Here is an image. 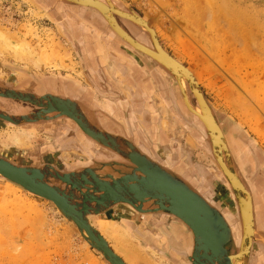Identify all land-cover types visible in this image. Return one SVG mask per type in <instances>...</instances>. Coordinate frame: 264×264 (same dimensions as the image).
<instances>
[{"label": "rangeland", "instance_id": "rangeland-1", "mask_svg": "<svg viewBox=\"0 0 264 264\" xmlns=\"http://www.w3.org/2000/svg\"><path fill=\"white\" fill-rule=\"evenodd\" d=\"M116 1L149 23L161 48L195 75L212 110L233 123L264 154V0ZM61 2L72 4L65 0H0V83L10 89L17 86L25 92L39 93L40 85L48 80H68L89 91L84 60L90 47L81 39L69 37L53 15L52 10L58 12L56 5ZM65 15L73 19L75 13L69 9ZM78 42L84 44L83 52ZM169 74L163 72L176 89ZM93 97L100 102L97 96ZM8 102L9 99L0 98V109L12 111L6 105ZM161 115L165 128L170 127L168 130L179 136L183 148L187 147L189 160L196 165L195 176L200 178L199 172L209 171L222 188L221 197L230 196L214 155L194 145L164 109ZM65 129L56 121L27 127L0 119V157L41 168L40 155L46 145ZM77 152V145L69 143L58 156L70 161ZM15 154L20 156L17 160ZM231 202L238 204L235 196ZM138 214V219H144L141 222L125 210H109L102 216H89V222L102 232L111 249L126 264H177L161 253L169 251L160 238L164 215L159 214L147 223L149 219ZM127 217L135 221L136 228L126 224ZM242 228L240 224V230L232 234L236 240L235 253ZM145 233L157 247L143 238ZM253 242L248 264H262L260 256L264 257V248ZM179 260L180 264H191L188 257ZM0 264L109 263L85 244L53 203L0 177Z\"/></svg>", "mask_w": 264, "mask_h": 264}, {"label": "flooded vegetation", "instance_id": "flooded-vegetation-1", "mask_svg": "<svg viewBox=\"0 0 264 264\" xmlns=\"http://www.w3.org/2000/svg\"><path fill=\"white\" fill-rule=\"evenodd\" d=\"M91 1L96 3L100 9L76 3L61 2L56 5L58 12L52 10L53 15L59 20L60 25L64 26L63 28L69 37H76L77 40L81 39V42L91 41L88 43L91 52L86 51L88 58L89 56L91 58L87 64L85 63V69H88L85 74L89 77L90 82L89 91L85 90V87L68 80L57 81L55 79V81L51 79L44 82L42 86L40 85L39 93H35L33 90L28 93L36 97L51 95L76 102L82 105L80 107L87 120L90 114L86 109L91 110L90 113L99 128L120 140L132 143L137 151L149 161L159 165L169 174L183 181L211 206H215L230 229L231 252L234 254L233 242L236 240L232 234L234 231L240 230L242 220L238 204L233 205L231 202L234 195L223 171L221 172L224 175L225 183L230 189V196H226L225 199L221 197L222 188L213 181L209 171L202 170V172H199V174H202L200 178L195 176L196 165L194 161L189 160L187 147L183 148L182 143L178 141L179 136L175 135L172 130H168L170 127L165 128V123L162 121L161 111L164 109L171 120L187 133L194 145H198L204 151L213 155L211 133L206 127L207 125L201 120L202 116L206 117L211 127V120L207 116V111H202L206 108L201 109L192 92L191 85L185 77L178 74L179 79L182 81L181 84L169 70L141 49L135 48L116 32L114 27L120 33L127 35L137 45L156 52L151 34L148 32V35L143 31L142 26L128 17L138 14L128 10L120 1ZM67 9L74 11L75 16H73V19L65 15V11L68 12ZM62 11L63 13H60ZM57 13L60 14L57 15ZM107 18L110 21L112 20L113 27ZM77 45L81 46L83 52L84 44L79 43ZM163 72L170 73V77L176 84V89L172 86L170 79L163 75ZM182 85L193 111L185 103ZM66 87L70 88L71 92L66 93ZM11 89L23 91L17 86ZM88 92L92 97L88 95ZM93 96H97L100 102L95 101ZM108 99L113 102L108 101ZM203 99L209 107L213 120L225 143L226 150H222L223 162L226 168L232 167L251 197L256 234V241L253 244H260L264 248V154L233 123L227 122L217 115L204 97ZM9 102L6 105H10L12 111L0 109L9 115H25L39 110L38 107L29 105V103L25 104L13 100H9ZM54 115L49 114L51 117ZM52 121L60 122L66 129L60 130L62 133L46 145L45 152L43 151L40 155L39 167L52 166L61 173L93 169L96 174H100L102 177L112 175L115 179L133 173L137 176L141 175L139 172L134 171L135 167L129 161L85 138L79 132L78 127L68 118L62 116ZM37 124H44V122L24 126L30 127ZM48 130L54 131H52V128ZM213 135L215 134L213 133ZM69 143L77 145L79 152L82 154H79L73 160L66 161L61 159L58 154ZM86 148L88 150H85ZM89 150L92 152H90V155L83 154ZM52 156H57V159L55 160ZM115 206L117 210H125L129 215L134 214L136 216L135 221L137 216H140L130 206L124 204ZM150 207L155 208L151 204H144L143 206L144 209ZM235 211L236 215H234ZM156 214L164 215L165 219L160 230V238L161 241H164L165 246L169 248V251H162L161 253L177 264L181 262L180 257L184 259L188 257L189 261L194 247V237H192L191 231L179 219L171 217L164 211ZM138 218V222L144 220ZM135 221L128 217L125 220L130 228H136ZM142 235L152 247H157L155 242H150L147 233ZM260 262L264 264V257L260 256Z\"/></svg>", "mask_w": 264, "mask_h": 264}, {"label": "water", "instance_id": "water-1", "mask_svg": "<svg viewBox=\"0 0 264 264\" xmlns=\"http://www.w3.org/2000/svg\"><path fill=\"white\" fill-rule=\"evenodd\" d=\"M65 1L81 5V2L78 0ZM84 6H91L99 9L96 7V5L91 3H86ZM128 17L151 34L155 43L156 52L137 45L127 35L120 33L114 27L116 32L128 40L129 43H131V45H133L135 48L141 49L143 52L154 58L159 64L169 70L178 79V81L181 82V84L182 81L179 79L178 74L185 77L190 83L192 92L199 102L201 109L205 107L206 111L208 112L209 119L211 120V127H206L210 131L213 139V155L220 169L223 171L227 182L231 186L240 209V217L243 228L242 234L239 237L240 242L239 244L237 243L238 245L236 244V253H231L230 229L223 216L215 206H211L203 197H201L194 190L190 189L183 181L175 178L159 165L149 161L147 158L144 157L142 162L132 160V158L127 155L129 151L126 148L125 150L120 148L122 146L119 145V141L125 143L124 140H119L101 128L94 127V124L88 125L89 123L87 122V127L93 131L88 132V129L86 130L83 128L80 124V120H78L82 119L80 105L70 100H68L72 105V110L70 113H60L59 111L55 110L54 113L56 114L51 117L46 112L47 109L41 101H45V99L48 98V102L52 98H56L55 100L60 101L61 99L58 97H52L51 95L36 97L35 95L28 92L10 89L0 83V98L29 103L39 108L38 111L30 112L25 115H9L0 110V119L13 125L20 126L24 124L37 123L44 120L50 121L62 116L67 117L78 126L85 137L95 141L104 149L118 153L121 158L130 161L135 166L140 165L143 167L144 169L142 170L145 171L141 172L143 173L142 175L146 176V178L147 176H150L147 169H152L158 174L160 173L166 184V187L160 186L161 190L167 191V184H171L173 187L175 186L174 188L176 192L180 191L179 196H176L174 193L170 194L169 196L166 194L165 196V202L173 206L174 210L171 206L162 207L161 202L158 200L161 199L160 197L147 194H141L142 198L138 199V203L151 204L154 205L155 208L150 207L147 209H142L141 205L139 208H133L135 207L134 203L130 202L129 198H132L133 196L135 197L136 194H133L132 191L134 189H138L139 184L142 185L145 183L144 180H138L139 178L131 179L133 176L127 177L129 179L124 178L125 176L119 177V180H115L112 175H105L103 177L98 176V178L97 174L96 176H90V169L70 173H61L52 166L46 165L41 168L19 166L0 157V177L17 186H20L25 191L33 195L53 203L57 209V212L77 230L78 235L84 240L85 244L97 250L109 264L126 263L111 249L110 245L103 238L100 232L90 224L89 216L101 215L105 210L113 207V205L117 203H123L127 206H130L135 211L142 214L165 211L184 221V223H186L194 233V249L192 250V255L189 258L191 264H248L251 246L255 235L251 197L232 167L230 166L229 169L226 168L223 162L222 150H226L225 143L221 137L217 125L213 120L210 109L207 107L203 99V95L197 84L195 75L161 48L157 42L153 29L144 18L138 15ZM108 19L109 18H107V20ZM108 21L113 27L114 24L112 20ZM156 54H163L164 57H167V59H163L162 56L160 59H158ZM173 68H177L179 72H176ZM182 91L185 103L191 109L185 95L184 86H182ZM196 114L198 115L197 112ZM199 117L201 118V116ZM212 131L215 135H213ZM116 140H118V144ZM127 143L128 144H125L124 147L131 145L129 148L132 150V152H137L141 155V153L137 151L132 143L129 141H127ZM108 182H111V184ZM119 183H124L122 184V186L125 188L124 192H115V190L112 188L115 185L121 186ZM149 188L150 185L147 184L143 187V190L148 192ZM109 194H112L111 198L106 197V195ZM116 194H119V196ZM207 227H209L208 229H210V227L214 228L215 236L212 242H206L203 240V237H205L204 231L207 229Z\"/></svg>", "mask_w": 264, "mask_h": 264}, {"label": "bare ground", "instance_id": "bare-ground-1", "mask_svg": "<svg viewBox=\"0 0 264 264\" xmlns=\"http://www.w3.org/2000/svg\"><path fill=\"white\" fill-rule=\"evenodd\" d=\"M79 2H81V5H85L86 3H91V4H93V5H96V7H98L99 8V6L96 4V3H94L93 1H90V0H78ZM100 9V8H99ZM157 55V54H156ZM162 56V58L163 59H167V57L165 56L164 57V55L163 54H158L156 57L158 58V59H160V57ZM176 72H179V70L177 69V68H173ZM183 86V85H182ZM69 90H71L70 88H69ZM18 91V90H17ZM52 97H57V96H52ZM59 99H61V101L60 100H55L56 98H52V99H50V101L48 102V100H49V98L48 99H45V101L43 102V101H41L42 103H43V105L45 106V108L47 109L46 110V112L48 113V114H56V113H54L55 112V110H57V111H59L60 113H70V111L72 110V105L70 104V102L68 101V99H63V98H60V97H58ZM80 106H82V105H80ZM84 107V106H83ZM85 108V107H84ZM80 109H81V107H80ZM88 111H90L89 109H87ZM206 109H204L203 111H205ZM81 111H82V109H81ZM207 116H209L208 115V112H207ZM67 118V117H66ZM81 118L82 119H78V120H80V124L82 125V127L83 128H85L86 130L88 129V132H93L92 130H90V128H88L87 127V122L89 123L88 125H92L87 119H86V117L84 116V114H83V111H82V114H81ZM85 119V120H84ZM202 120H203V123L205 124V125H207V126H210V124H209V122L206 120V117H203L202 116ZM45 121V120H44ZM47 121V120H46ZM71 121V120H70ZM71 122H73V121H71ZM74 123V122H73ZM75 124V123H74ZM76 125V124H75ZM77 126V125H76ZM78 127V126H77ZM94 127H98V126H94ZM79 129V128H78ZM80 130V129H79ZM80 132L82 133V131L80 130ZM82 135L84 136V134L82 133ZM116 138V137H115ZM89 139V138H88ZM118 139V138H117ZM120 140V139H119ZM123 141V140H122ZM93 142H95V141H93ZM116 142H117V144H118V140H116ZM120 142V146H122V147H120L121 149H124L125 150V148L129 151L128 153H127V155H129L131 158H132V160H136V161H138V162H142V160L144 159V155H140V154H138L137 152H132V150L129 148L130 146L129 145H127V147H124L125 146V144H128L127 143V141H125V143L124 142H121V141H119ZM96 143V142H95ZM108 150V149H107ZM115 154H117V155H119L118 153H116V152H114ZM120 156V155H119ZM146 158V157H145ZM4 159V158H3ZM124 159V158H123ZM130 162V161H129ZM12 163V162H11ZM131 163V162H130ZM14 164V163H13ZM132 165H134L133 163H131ZM16 165V164H15ZM135 166V165H134ZM144 166V165H143ZM142 169H144L143 167H141L140 165L139 166H135V169H134V171H136V172H139L141 175H139V176H137V175H126L124 178H127V177H131V176H133V177H131V179H137V178H139L138 180H144L145 181V183L144 184H139L138 185V189H134L132 192H133V194H136L135 195V197L133 196L132 198H129L130 200V202H132V203H134V206L135 207H133V208H139L140 207V205H141V208L142 209H144L143 208V204L144 203H142V204H140V203H138V199L139 198H142L141 196L143 195V194H147V195H153V196H158V197H160L161 199H158L159 200V202H161V205H162V207H170L171 205L170 204H168V203H166L165 202V196H166V194H167V196H169L170 194H172V193H174L176 196H179V194H180V191H177L176 192V190H175V186L173 187L171 184H167V191H163V190H161V188H160V186H162V187H166V184H165V181H164V178L162 177V175L159 173H155L152 169H147V171H148V173H149V175L150 176H147V178H146V176H144V175H142L143 173L141 172V171H145V170H142ZM89 170V169H88ZM89 174H90V176L91 175H95L96 176V173L93 171V170H89ZM101 177V175L100 174H97V177ZM98 177V178H99ZM121 177H123V176H121ZM146 178V179H145ZM121 179H123V178H121ZM127 179H129V178H127ZM115 180H119V179H115ZM111 181V180H110ZM100 183H104V182H100ZM108 183H110L111 184V182H108ZM121 186H119V185H115L114 187H112L114 190H115V192H124L125 191V188L122 186V184H124V183H119ZM150 185V188H149V190H148V192H145L144 190H143V187L145 186V185ZM127 187V186H126ZM134 187V186H133ZM128 188V187H127ZM130 188H132V187H130ZM114 194V193H113ZM142 194V195H141ZM116 195H118L119 196V194H116ZM106 197H108V198H111L112 197V194H109V195H106ZM164 200V201H163ZM117 204H123V203H117ZM115 205V204H114ZM172 207V209L174 210V207L173 206H171ZM165 212V211H164ZM166 213H168V212H166ZM169 215H172V216H174V217H176L175 215H173V214H171V213H168ZM177 219H179L178 217H176ZM184 225H186L187 227H188V229L191 231V233H192V237H194V233H193V231L190 229V227L186 224V223H184V221H182L181 219H179ZM209 227H207V229H205V231H204V233H205V237H203V240H205L206 242L207 241H210V242H212L213 240H214V236H215V232H214V228L213 227H210V229H208ZM239 241V240H238ZM193 249H194V247H193ZM116 252V251H115ZM117 253V252H116ZM118 254V253H117Z\"/></svg>", "mask_w": 264, "mask_h": 264}, {"label": "crops", "instance_id": "crops-1", "mask_svg": "<svg viewBox=\"0 0 264 264\" xmlns=\"http://www.w3.org/2000/svg\"><path fill=\"white\" fill-rule=\"evenodd\" d=\"M89 43V42H91V41H88V40H86V41H83V43ZM90 52H91V48H90ZM85 54H87V53H85ZM89 54V53H88ZM91 58V56H89V58H87L86 56H85V63H88ZM86 60H88V61H86ZM66 93H68V92H71V90H69V88L68 87H66ZM14 101V100H13ZM87 110V109H86ZM91 112V110L89 111V114H90V117L88 118V121L91 123V124H94L95 126H97V124H96V122H95V119H94V117L92 116V114L90 113ZM42 122H44V123H48V122H51V121H42ZM73 123V122H72ZM32 124V123H31ZM35 124V123H34ZM24 125H27V124H24ZM44 126H46L45 128H47V129H49V125H44ZM99 127V126H98ZM79 132H80V130H79ZM81 133V132H80ZM82 134V133H81ZM85 137V136H84ZM85 138H87V137H85ZM88 139V138H87ZM90 140V139H89ZM92 141V140H91ZM19 142H21L20 140H19ZM93 142V141H92ZM95 143V142H94ZM95 144H97V143H95ZM98 145V144H97ZM92 146V145H91ZM99 146V145H98ZM101 147V146H100ZM103 148V147H102ZM19 150V149H18ZM85 150H88L87 148L85 149ZM105 150H107V149H105ZM19 151H21V150H19ZM91 151L89 150V151H85L83 154H88V155H90L91 153H90ZM79 154H82V153H80V152H77V154H76V156H78ZM117 155V154H116ZM119 156V155H118ZM16 160L20 157L19 155H17V154H15L14 156H13ZM1 158H3V157H1ZM6 160H8L7 159V157H4ZM79 160V159H78ZM8 161H10V162H12V163H14V164H16V165H19V166H24V165H20V164H18L17 162H15V160L13 161V160H11V159H9ZM91 170H93V169H91ZM75 171H78V170H75ZM75 171H72V172H75ZM94 171V170H93ZM95 172V171H94ZM115 205H119V204H115ZM115 205H113V207H111V208H109V209H107V210H105L103 213H102V215L105 213V212H107V211H109V210H116V206ZM168 214V213H167ZM102 215H99V216H102ZM160 216L159 214H156V213H148V214H145V215H143V217H145L146 219H149L148 221H147V223H149V222H152L153 220H154V218L156 217V216ZM169 215V214H168ZM171 217H174V216H172V215H170ZM174 218H176V217H174ZM101 234H102V232H101Z\"/></svg>", "mask_w": 264, "mask_h": 264}]
</instances>
